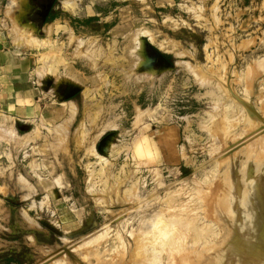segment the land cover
<instances>
[{"label": "rangeland", "instance_id": "374dc122", "mask_svg": "<svg viewBox=\"0 0 264 264\" xmlns=\"http://www.w3.org/2000/svg\"><path fill=\"white\" fill-rule=\"evenodd\" d=\"M9 1L41 112L0 97V264H264V0Z\"/></svg>", "mask_w": 264, "mask_h": 264}, {"label": "crops", "instance_id": "0c3cea01", "mask_svg": "<svg viewBox=\"0 0 264 264\" xmlns=\"http://www.w3.org/2000/svg\"><path fill=\"white\" fill-rule=\"evenodd\" d=\"M17 2L18 5L13 7L12 16L14 13L17 18L19 17L22 26L28 24L32 27V24H35L34 13L38 14L39 12L40 15L41 5L39 6L38 0H18ZM9 5V0H0V97L4 102L2 106L12 119L27 122L40 114L41 109L37 103L40 98H35L36 87L29 57L24 56V52L21 50H19L20 52H17V49L14 50L10 43L11 39H8L5 29L10 22V15L6 11ZM58 19L60 18H55V20ZM55 20L50 24H45L46 27L54 28ZM71 102H63L66 108H63L62 105L51 106L52 117L57 113L61 117L59 120L66 119L64 113L68 112Z\"/></svg>", "mask_w": 264, "mask_h": 264}, {"label": "bare ground", "instance_id": "6f19581e", "mask_svg": "<svg viewBox=\"0 0 264 264\" xmlns=\"http://www.w3.org/2000/svg\"><path fill=\"white\" fill-rule=\"evenodd\" d=\"M261 186H262V183H261V181H256V183H255V191H254V193H253V195H252V197L254 198V200H256L257 199V201H261V199H260V195H259V191H260V188H261ZM255 211L254 210H252V212L254 213V215H252L253 217H254V221H255V219H257L258 217V222H259V220L261 219V217H262V206H261V203H260V205L259 206H256L255 208ZM256 214H258L257 215V217H256ZM248 225V224H247ZM252 228H250L249 226H247L245 229H244V232H245V234L248 236V237H251V238H253V234H252ZM251 248H253V247H256V243H254V242H252V244L251 245H249ZM248 246V247H249ZM253 252H256V249H251ZM242 262H243V264H259V263H255V262H253V261H248V260H242ZM211 264H215L214 262H211Z\"/></svg>", "mask_w": 264, "mask_h": 264}, {"label": "water", "instance_id": "95a60500", "mask_svg": "<svg viewBox=\"0 0 264 264\" xmlns=\"http://www.w3.org/2000/svg\"><path fill=\"white\" fill-rule=\"evenodd\" d=\"M50 4L51 3H49L48 5H47V7H46V9L44 10V12L42 13V21H44V18H45V16L47 15V13H48V10H49V7H50ZM162 58V57H161ZM77 89L78 88H70L69 89V92H68V94H67V97H69L70 95H72L75 91H77ZM103 142H102V144L101 145H99V149H101L102 148V146H103Z\"/></svg>", "mask_w": 264, "mask_h": 264}, {"label": "flooded vegetation", "instance_id": "af4514ba", "mask_svg": "<svg viewBox=\"0 0 264 264\" xmlns=\"http://www.w3.org/2000/svg\"><path fill=\"white\" fill-rule=\"evenodd\" d=\"M49 2L51 3L50 4V7L49 8H51V6L53 5V3H54V0H45V3L43 2V4H41V9H42V11L43 10H45V8L47 7V5L49 4ZM41 12V11H40ZM41 18H42V12H41ZM40 18V17H39Z\"/></svg>", "mask_w": 264, "mask_h": 264}, {"label": "clouds", "instance_id": "9594fccd", "mask_svg": "<svg viewBox=\"0 0 264 264\" xmlns=\"http://www.w3.org/2000/svg\"><path fill=\"white\" fill-rule=\"evenodd\" d=\"M153 227H155V225Z\"/></svg>", "mask_w": 264, "mask_h": 264}]
</instances>
